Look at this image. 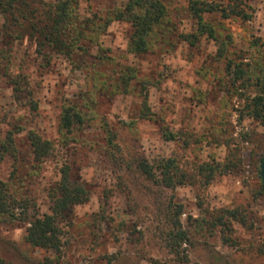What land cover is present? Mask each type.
<instances>
[{
	"label": "rangeland",
	"instance_id": "rangeland-1",
	"mask_svg": "<svg viewBox=\"0 0 264 264\" xmlns=\"http://www.w3.org/2000/svg\"><path fill=\"white\" fill-rule=\"evenodd\" d=\"M126 1L78 0L77 13L82 20H94V14L104 17ZM163 1L168 14L155 29L146 53L128 52L132 28L119 21L98 33L93 27L86 30L93 38L83 40L85 49L70 59L49 53V62L42 60L28 38L8 44L10 69L26 77L37 110L20 106L6 78L0 76V133L14 124L23 129L16 134L17 160L5 157L0 162V180L32 201V214L42 215L49 212L48 194L61 165L70 164L73 179L89 191V199L59 224L65 233L59 251L27 245L26 224L20 221L1 223L3 264H151L153 260L182 264L151 238L147 227L152 216L145 204L134 207L129 199L134 195L117 183L118 172L105 147L103 122L117 133L125 152L150 162L172 157L187 170L192 163L219 165L208 186L196 183L175 188V202L184 208L181 221L187 228L195 224L189 216L212 221L224 209L239 208L247 226L230 221L231 230L222 232L219 226L205 224L194 236L193 246L183 245L190 264H264V256L257 251L264 240V189L258 176L264 158V127L241 116L243 101L232 93L225 69L229 58L248 62L250 36L264 39V0H249L254 13L245 23L204 16L215 37L204 33L196 46L180 38L197 32L189 0ZM223 49L225 56L220 55ZM125 76L131 77L127 89L122 83ZM67 103L78 105L92 119L73 133L74 141L63 145L59 116ZM161 126L175 138L165 140ZM27 130L52 140L55 156L34 163L25 138ZM243 134L252 140H241ZM227 162L237 166L223 172Z\"/></svg>",
	"mask_w": 264,
	"mask_h": 264
},
{
	"label": "trees",
	"instance_id": "trees-1",
	"mask_svg": "<svg viewBox=\"0 0 264 264\" xmlns=\"http://www.w3.org/2000/svg\"><path fill=\"white\" fill-rule=\"evenodd\" d=\"M77 10L78 0H0V76H4L10 85L12 98L20 106H27L31 112L37 110V103L28 87V81L24 75L13 74L10 69L11 53L8 44L12 40L28 38L37 56L47 62L50 60L49 53L70 59L78 50L85 49L83 40L93 38L92 35L91 39L88 37L86 30L93 27L98 33L112 22L119 21L128 23L132 28L128 52L142 54L149 50L155 29L163 24L168 14L163 0H127L121 8L110 11L104 17L94 14V20H82ZM188 10L196 19L197 32L180 35V38L194 46L204 33L210 38L215 37L212 25L204 20V16H219L223 21L236 19L245 23L252 19L254 13L249 0H189ZM248 47L251 52L248 62L225 58V69L230 75L232 93L243 101L241 116H246L264 127V39L250 36ZM220 55L225 56L224 49ZM130 80V76L122 78L125 89ZM141 115H144V110ZM91 119L92 116L78 105L64 104L58 127L61 144L74 141L73 133L82 129ZM103 127L106 151L112 166L118 172L117 183L126 189L131 197L134 195L133 198L129 197L134 207H138L140 203L145 204L152 216V221L147 227L148 233L151 231V238L159 241L167 253L173 254L179 262L190 264L183 245L193 246L194 236L202 232L205 224H209L210 228L219 226L222 232L231 230L230 221L247 226L244 211L235 208L222 210L220 214L213 216L212 221L189 216L187 219L195 224L186 228L181 221L183 205L175 202V188L196 183L199 186H208L219 172V165L192 163L191 169L187 170L172 157L150 162L142 155L125 152L117 141V133L106 122H103ZM166 128L161 126L162 136L165 140H173L175 135ZM21 131L22 127L14 124L3 134L0 133V162L5 157L17 160L19 149L16 145V134ZM187 136L184 138L187 139ZM25 138L34 163L40 164L55 156L57 149L52 140L44 138L35 130H27ZM241 140L250 142L252 138L249 134H243ZM227 160L230 162V158ZM228 162L222 166L223 172L237 166L236 162ZM258 176L260 178L259 172ZM260 186L264 189L262 182ZM48 195L49 212L42 215L32 214V201L11 189L7 181L0 180V224L20 221L26 224L24 240L27 245L59 251L65 234L59 224L74 207L88 201L89 191L73 179L71 165L63 163L59 169V178ZM197 204L199 208L203 207L201 200ZM257 251L264 256V240ZM111 261L112 259L108 258V262ZM0 264H3L1 259ZM151 264L166 263L153 260Z\"/></svg>",
	"mask_w": 264,
	"mask_h": 264
},
{
	"label": "water",
	"instance_id": "water-1",
	"mask_svg": "<svg viewBox=\"0 0 264 264\" xmlns=\"http://www.w3.org/2000/svg\"><path fill=\"white\" fill-rule=\"evenodd\" d=\"M259 175L261 178V182L264 185V158L262 159L260 166H259Z\"/></svg>",
	"mask_w": 264,
	"mask_h": 264
}]
</instances>
